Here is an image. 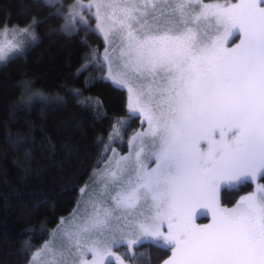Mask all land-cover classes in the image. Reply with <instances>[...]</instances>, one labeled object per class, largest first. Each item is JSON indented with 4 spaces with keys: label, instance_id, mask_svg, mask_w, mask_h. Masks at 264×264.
<instances>
[{
    "label": "snow or ice",
    "instance_id": "snow-or-ice-1",
    "mask_svg": "<svg viewBox=\"0 0 264 264\" xmlns=\"http://www.w3.org/2000/svg\"><path fill=\"white\" fill-rule=\"evenodd\" d=\"M34 2L49 11L14 26L30 38L23 46L12 45L9 59L36 46V30L51 19L64 23L48 33L72 35L84 27L102 33L106 44L118 40V56L112 55L117 47H106L102 58L90 49L77 75L94 68L101 75L86 79V86L111 82L127 89L126 115L114 118L110 138L121 135L117 124L126 130L137 118L148 128L131 138L128 156L117 158L112 149L114 156L98 174L99 186L86 181L80 188L84 198L68 217L54 229L41 225L47 240L21 242L18 252L27 264H113V258L125 264L112 251L123 246L130 259L151 264L147 253L132 251L145 244L170 249L163 264H264V184L259 183L264 179V0ZM92 8L95 28L83 15ZM236 36L238 43L226 46ZM31 83L20 85L17 110L37 97L63 106V97L33 91ZM68 94L94 118L107 116L99 98L78 88ZM5 141L23 154L24 163L16 164L27 175L36 145L30 131L9 132ZM49 146L54 148L50 141ZM248 184L255 191L233 207L222 206L225 186L235 191ZM209 215L210 223L196 222Z\"/></svg>",
    "mask_w": 264,
    "mask_h": 264
},
{
    "label": "trees",
    "instance_id": "trees-1",
    "mask_svg": "<svg viewBox=\"0 0 264 264\" xmlns=\"http://www.w3.org/2000/svg\"><path fill=\"white\" fill-rule=\"evenodd\" d=\"M48 11L40 10L34 0H0V30L23 26L33 16L43 17ZM63 23L51 19L41 24L36 30V46L22 56L0 63V264H27L18 252L21 242L31 239V243L40 245L47 240L46 232L40 234L41 225L51 229L72 213L80 188L106 161L110 151L126 152L131 138L144 127L141 118L132 120L126 130L117 124L121 135L118 139L110 138L114 118L126 115L127 91L114 88L111 82L85 85L86 79L91 81L101 73L89 68L77 75V69L90 49L100 53L104 41L98 32L89 33L83 27L72 35L48 33L49 27ZM105 71L106 64L103 74ZM26 80L32 82L33 91L63 97V106L37 97L27 108L17 110L14 105L20 100V85ZM69 88L81 89L86 97L99 98L107 116L97 119L91 110L78 107L76 98L68 94ZM17 131H30L36 141L27 175L16 164L24 163L23 154L13 151L5 141L9 132ZM41 142L44 146H40ZM259 183L264 184V179ZM253 188L255 185L248 184L234 191L225 186L221 192L222 206L233 207ZM202 218L211 222L210 215ZM35 251L33 248L32 252ZM132 251L147 253L151 264H163L171 255L170 249L158 251L148 244ZM125 256L131 264H140L129 258V251Z\"/></svg>",
    "mask_w": 264,
    "mask_h": 264
},
{
    "label": "rangeland",
    "instance_id": "rangeland-1",
    "mask_svg": "<svg viewBox=\"0 0 264 264\" xmlns=\"http://www.w3.org/2000/svg\"><path fill=\"white\" fill-rule=\"evenodd\" d=\"M74 2H75V0H63V3L66 6L70 5V4L74 3ZM82 2L84 4H88L89 0H82ZM202 2L206 3V4L218 3V2L219 3H223L224 0H202ZM230 2L235 3L236 0H230ZM65 10H66V8H65ZM94 13H95V8L91 9V14L89 13V11L87 9H85L84 13H83L84 17L89 21V23L91 24L92 28H95V26H96V20L94 18ZM99 34L101 35V37H102V39L104 41L103 49L99 53L101 58L103 57V54H104V51H105L106 47H117V52L112 53V55H113V57L118 56V54H119L118 53V43H119L118 40L113 41L111 43V45H109V44H106L103 34L102 33H99ZM209 35H215L214 30L209 32ZM29 38L30 37L28 35L21 34L19 31L14 30V26H10V27H7V28H4V29L0 30V61L7 60L9 57L12 56V50H11V46L12 45L23 46L29 40ZM235 38L236 39H235V42L233 44L238 43V36H236ZM230 39H229L228 43H230ZM228 43H227L226 46H228V47L233 46V44L229 45ZM0 63H2V62H0ZM106 73H107V64H106L105 74ZM125 90L127 91V89H125ZM127 94H128V92H127ZM147 128H148V124H147L146 121H144V127H142V129H140L138 132H144ZM138 132H136V133H138ZM132 150H133V148L129 144V148H128V150L126 152H121V151L115 149V156L117 158L120 157V156H128L130 151H132ZM113 156H114L113 151H110L109 155L107 156L106 161L98 169H96L93 172L92 176L89 178L88 181H96L97 184L95 186L98 187L99 186V184H98V180H99L98 174L103 172V169L105 168L106 164L108 163L109 158L113 157ZM149 163H150V166H153V167L155 166L154 163H152V162H149ZM253 191H255L254 188L252 189L251 192H253ZM247 194H249V193H247ZM79 198H84L83 194L80 193L79 194ZM68 216L69 215H67L66 217H68ZM66 217H64V218H66ZM196 222L198 224H207L205 219H203L202 217L198 218ZM56 225L54 227H52L51 229H54L56 227ZM165 231H166V228H165ZM112 251L116 254V256L121 257V259H123L125 261V264H131L129 259L126 258V256H125V252L129 251V249L126 246L114 247L112 249ZM87 259H89V260L92 259L91 254H88ZM113 264H115L114 258H113Z\"/></svg>",
    "mask_w": 264,
    "mask_h": 264
},
{
    "label": "flooded vegetation",
    "instance_id": "flooded-vegetation-1",
    "mask_svg": "<svg viewBox=\"0 0 264 264\" xmlns=\"http://www.w3.org/2000/svg\"><path fill=\"white\" fill-rule=\"evenodd\" d=\"M235 37H232L231 39H230V43H228L229 45H231V44H233L234 42H235Z\"/></svg>",
    "mask_w": 264,
    "mask_h": 264
}]
</instances>
